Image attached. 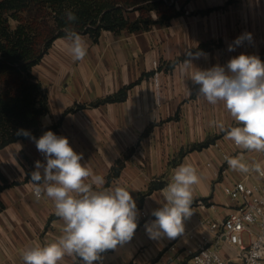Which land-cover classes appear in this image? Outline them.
Segmentation results:
<instances>
[{"label": "crops", "instance_id": "obj_1", "mask_svg": "<svg viewBox=\"0 0 264 264\" xmlns=\"http://www.w3.org/2000/svg\"><path fill=\"white\" fill-rule=\"evenodd\" d=\"M175 4L184 14L167 26L117 35L105 30L97 41L81 34L88 48L82 61L73 62L58 38L33 70L48 95L42 124L58 125L52 132L66 137L82 154L81 164L104 178V188L125 187L136 201L138 226L133 238L101 253L94 264H160L184 256L186 248L198 243L206 218H222L234 208L235 201L223 192L225 184L263 181L254 171L241 173L228 166L224 154L242 156L249 166L262 164L264 154L239 149L226 139L216 124L227 128L236 122L224 104H209L199 96L200 86L193 83L190 72L185 76L179 71L177 66L187 57L171 62L201 44L206 45L201 52L205 55L192 61L200 70L219 65L227 71V62L240 54L264 61V0H176ZM247 33L250 41L234 45ZM229 45L234 51H228ZM129 85L125 100L96 104ZM209 139L208 147L180 156L182 149ZM128 153L120 175L110 179L116 160ZM37 160L46 163L30 138L0 149V172L9 184L0 191V264H24L25 250L62 235L64 222L56 216L54 202L44 194L37 199L32 191L30 178ZM181 164L196 169L199 183L193 186V213L184 221L185 231L174 252L168 249L170 239H151L145 225L165 203L162 189ZM154 180L166 185L141 198ZM200 199L203 204L197 203ZM59 264L83 262L66 255Z\"/></svg>", "mask_w": 264, "mask_h": 264}, {"label": "clouds", "instance_id": "obj_2", "mask_svg": "<svg viewBox=\"0 0 264 264\" xmlns=\"http://www.w3.org/2000/svg\"><path fill=\"white\" fill-rule=\"evenodd\" d=\"M69 24L77 20L72 11L65 13ZM61 38L64 49L73 62L82 61L88 48L84 38L71 27H65ZM251 34L237 37L239 46ZM228 51H234L229 45ZM177 66L179 71L199 85V96L209 104L223 103L236 126L216 124L226 139L245 151L264 153V63L258 56L240 54L231 58L225 67L216 65L207 70L197 69L192 61L205 55L188 52ZM191 70V71H190ZM17 135L32 139L46 163L37 160L31 173L37 199L42 194L54 202L55 214L64 222L62 235L55 242L36 245L22 254L24 264H59L67 256L79 257L83 264H94L101 253L129 242L137 229V206L125 187L104 188V178L94 175L82 165V154H77L66 137L46 131L39 139L20 129ZM228 166L241 173L254 171L264 176L259 163L251 166L242 156L225 157ZM41 169L43 172H41ZM91 178V183L86 181ZM199 183L196 169L181 164L174 169L171 182L162 189L165 203L152 212L155 217L146 223L151 239H175L185 231L184 221L191 217L193 186ZM93 185L96 186L94 189Z\"/></svg>", "mask_w": 264, "mask_h": 264}, {"label": "trees", "instance_id": "obj_3", "mask_svg": "<svg viewBox=\"0 0 264 264\" xmlns=\"http://www.w3.org/2000/svg\"><path fill=\"white\" fill-rule=\"evenodd\" d=\"M175 3L176 0H0V149L28 139L17 135L20 129L30 132L37 139L46 131L57 129L58 125L42 124L41 118L48 112V95L33 70L54 41L64 37L65 27L73 28L80 35L88 34L93 41H97L105 30L116 35L124 30L132 33L148 31L157 24L167 26L172 19L184 14V10L177 9ZM67 11L76 15L75 22H67ZM136 12L138 16L133 18ZM205 49L206 45L201 44L188 52ZM186 57L175 59L171 65ZM131 87L126 86L116 95L101 99L96 104L123 101ZM210 143V139L194 143L182 149L180 156L188 151L202 150ZM129 154L116 160L110 179L120 175ZM0 180L3 181V184L0 183L2 191L9 184L1 172ZM165 185L163 180H154L140 196L143 198Z\"/></svg>", "mask_w": 264, "mask_h": 264}, {"label": "built area", "instance_id": "obj_4", "mask_svg": "<svg viewBox=\"0 0 264 264\" xmlns=\"http://www.w3.org/2000/svg\"><path fill=\"white\" fill-rule=\"evenodd\" d=\"M158 76L156 72V84ZM260 165L264 168V162ZM257 175L262 182L225 184L223 192L235 201L234 208L222 218H206L196 246L186 248V255L160 264H264V176ZM179 239H170L168 249L176 252Z\"/></svg>", "mask_w": 264, "mask_h": 264}]
</instances>
